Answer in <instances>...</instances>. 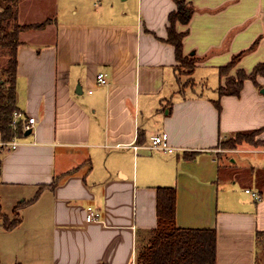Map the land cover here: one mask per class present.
Listing matches in <instances>:
<instances>
[{
	"label": "crops",
	"instance_id": "0c3cea01",
	"mask_svg": "<svg viewBox=\"0 0 264 264\" xmlns=\"http://www.w3.org/2000/svg\"><path fill=\"white\" fill-rule=\"evenodd\" d=\"M183 3L191 13L177 28L194 66L182 75L167 28ZM14 7V22L43 25L20 31L16 50L15 110L33 127L15 148L0 134V209L20 216L9 229L0 221V264H137L160 187L176 189V225L215 229V264H264V76L218 92L234 55L230 74L264 62V0ZM258 129L261 143L221 146ZM163 131L172 152L149 147Z\"/></svg>",
	"mask_w": 264,
	"mask_h": 264
},
{
	"label": "trees",
	"instance_id": "16d2710c",
	"mask_svg": "<svg viewBox=\"0 0 264 264\" xmlns=\"http://www.w3.org/2000/svg\"><path fill=\"white\" fill-rule=\"evenodd\" d=\"M17 0H0V134L4 142L23 133V123L16 127L11 124L12 112L15 104L16 82V50L19 44L20 31L29 28H39L43 23L19 24L16 20ZM188 11V12H187ZM190 8L183 3L181 10L170 12L167 41L174 46L175 58L179 61L185 73L190 72L194 66V58L185 55L182 50V38L185 31H179L177 23H186L190 16ZM242 53V52H241ZM241 53L233 56L231 61L220 69V76H224L222 84L218 87L219 95H239L244 80H256L257 75L264 76V62L257 64L251 71L237 69L230 74ZM184 73V72H181ZM219 107V103L216 102ZM259 131L261 129H258ZM244 133L241 141L249 138ZM240 141V140H239ZM240 141V142H241ZM249 141V140H248ZM252 141V140H251ZM175 187H160L157 193V226L140 245L137 255V264H215L216 258V231L214 228L181 227L175 223ZM0 221L7 229L20 221L19 214L7 220L1 214ZM6 221H8L6 223Z\"/></svg>",
	"mask_w": 264,
	"mask_h": 264
},
{
	"label": "built area",
	"instance_id": "2783aa9c",
	"mask_svg": "<svg viewBox=\"0 0 264 264\" xmlns=\"http://www.w3.org/2000/svg\"><path fill=\"white\" fill-rule=\"evenodd\" d=\"M97 82L100 84H105L107 82L106 73L98 72ZM19 123H23V130L31 129L33 127V123H34V117H31V116L25 117V115L22 112H20L19 110H14L13 115H12L11 124L13 127H16ZM6 143H8V142H6ZM8 144H10L12 148H15L17 145L14 138ZM149 147L152 150L162 151V152H172L175 149L174 147H172L168 144V134L165 131L152 134L150 136ZM246 191H249V190L246 189ZM252 195L255 198L259 197L258 193H255V192H252ZM97 218H98V214L94 213L91 210H89V212L86 215L87 220H94Z\"/></svg>",
	"mask_w": 264,
	"mask_h": 264
},
{
	"label": "rangeland",
	"instance_id": "374dc122",
	"mask_svg": "<svg viewBox=\"0 0 264 264\" xmlns=\"http://www.w3.org/2000/svg\"><path fill=\"white\" fill-rule=\"evenodd\" d=\"M178 67L180 69V73L179 74H182L183 75V73H181V72H184L185 73V71L181 68V65L180 64H179ZM182 78L184 79L185 77L182 76ZM209 90H210L209 87L206 88V89H204V91H209ZM259 133H260L259 130H252V131H250V133H244L243 135L249 136V138H247V137H245V138L248 139V140H252L255 144H257L258 142H260V143L262 142L261 139L256 138V135H258ZM243 137L244 136H238V134H234L232 137H229V138L225 139L224 142L221 143V146L223 145L224 147H227V145H231L232 143H235L236 141H239V140L244 139ZM223 149H225V148H223ZM228 154H230V152H228ZM236 171H237L236 178L239 180V182H240V179L243 178L242 180L244 182L246 180L244 173L240 169H237ZM1 214L3 216H5L3 213H1ZM8 221H6V223ZM263 243H264V241H263ZM262 249H263L262 251H259V260H263L264 259V248H262Z\"/></svg>",
	"mask_w": 264,
	"mask_h": 264
},
{
	"label": "water",
	"instance_id": "95a60500",
	"mask_svg": "<svg viewBox=\"0 0 264 264\" xmlns=\"http://www.w3.org/2000/svg\"><path fill=\"white\" fill-rule=\"evenodd\" d=\"M260 91L264 93V88H261ZM30 131H31V129H27V130H25L24 134H28V133H30Z\"/></svg>",
	"mask_w": 264,
	"mask_h": 264
}]
</instances>
